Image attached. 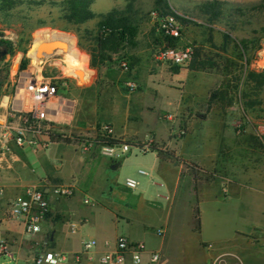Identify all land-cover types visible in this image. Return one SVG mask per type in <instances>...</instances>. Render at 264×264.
<instances>
[{
    "label": "crops",
    "instance_id": "obj_1",
    "mask_svg": "<svg viewBox=\"0 0 264 264\" xmlns=\"http://www.w3.org/2000/svg\"><path fill=\"white\" fill-rule=\"evenodd\" d=\"M175 10L179 15L189 16L186 10ZM152 19L154 22L155 19L153 17ZM180 23L183 34L184 23L181 21ZM150 34L151 38L147 40L146 48L143 51L147 49L149 56H151L149 57L152 61L151 68L142 73L136 72L137 75L125 80V82H116L117 86L119 83V88L122 84L120 90L124 89L120 93V96H123V114L119 116L116 113L119 109L116 107L114 111H111L109 120L102 121L112 122L117 133L127 140L143 141L147 138L146 135L150 133L160 149L168 148L190 162L214 167L218 170L219 174L216 179L203 185L201 208L199 206L201 229L200 231L196 230V232L201 235L207 233V237L195 242L192 246H185V244L176 242V249L179 252H175L174 243L168 241L170 235L168 231L176 232L174 224H176V213L181 209V181L183 176H188L190 180L188 194L183 203L188 213L184 230L186 231V225H188L189 230L196 229V222L194 223L197 205L194 202L196 196L195 182L193 173L189 168L163 159L156 150L150 151L155 155V162L151 168L163 178L165 187L170 191L171 199L167 208L161 202L149 200L146 202L149 201L155 206L159 228L153 234L161 235L162 238L159 241L151 242L146 238H134L125 232L112 234L108 227L95 225L94 216L101 203L92 193L98 189L99 181L97 180L101 174L97 172V166L93 162L96 156L102 158L103 162H108L97 148L83 152L80 148L77 149L73 146L76 145L74 141L71 143L59 141L50 147V149L55 145L63 147L58 150L57 154L48 155L46 150L30 148L35 157L42 160L39 163V170L32 165V156L26 148H14V155L9 158V163L0 165V188L4 189V195H0L1 230L14 252V259H5L0 264H36L34 261L36 255L47 250L74 254L83 250L85 241L92 239L98 242L94 250L96 257L94 259L86 257L81 264H102L99 261V256L107 250L106 241L114 242L120 235L128 236L134 242H144L148 252L153 250L162 252L165 258L162 259L161 264H174L173 253L183 254V262L186 264H213L217 257H234L233 250L224 247L225 242H231L234 246H238L241 239L248 241L249 244L253 242V245L260 243V237L264 236V171L261 172L260 168L250 164L252 161L253 164H256L259 157L256 151L261 146V142L249 133L252 129L249 116L246 115L240 104L228 106L224 110L218 109L216 106L209 109L212 92L222 86V73L217 68L211 67L195 69L191 67V62L181 66L178 71H174L173 68L172 70L171 66L173 65L157 58V54L163 46L157 42L153 31ZM155 35H157L156 32ZM140 36L141 33L139 46L141 43ZM184 38V36L180 38L182 44L180 43L179 46L193 47L184 43ZM138 47L132 48V50H136ZM140 53V51L137 52L136 58H133L135 62L140 59ZM135 69L136 65L133 71ZM130 80L137 82V89L134 91H129L127 88L126 83ZM177 90L180 91V94ZM92 101L88 104L92 110L84 113V108L81 107V112L78 115V118H81L86 124L77 123V125H73L74 130L89 131L93 125L101 122L96 119L97 106L95 102V104H91ZM183 109L186 111L187 120L185 125L187 128L184 129H186V133L187 131L188 133L191 132V135L197 131L195 140L183 139L184 135L168 139L160 136L166 130L163 121L167 120L164 119V116L173 113L175 115L173 122L176 123L179 120L178 113ZM198 112L206 113L207 117L205 119L198 117ZM85 116L86 118H84ZM201 128L207 134L198 141V132ZM69 147L75 148L77 151L80 150L84 154L82 162L75 159L72 163L62 161V149ZM76 147L79 146L76 145ZM244 152L254 154L255 159H247L251 162L245 163L242 154ZM74 160L76 165H74ZM171 165L179 167V175L175 181L166 170ZM96 176L97 180L95 179ZM56 184H74L76 192L71 197L53 196L50 189ZM43 186H45V192L49 196L51 210L41 222L42 230L39 233L29 235L25 232L24 222L8 217V210L11 201L19 196H24L27 189ZM99 191L104 202L111 201L112 192L115 196L131 193L133 198L145 201L141 195L132 194L133 189L127 186L113 185L108 177H105V183L99 185ZM84 198H90L93 203L87 205L95 206V208L85 206ZM222 198L237 199L240 217L245 220L243 225L234 228L235 235L228 238H224V234L220 231L221 227L218 225L220 209L218 202L222 201ZM72 223L78 224L75 230L72 229ZM160 229L162 230L161 234L159 233ZM166 231L168 235H165ZM179 234L178 232L175 239H190L188 235H185L186 232L183 234L184 237L179 236ZM210 240H214L216 244ZM186 241L188 242V240ZM148 252L145 254V260L149 258ZM58 264L77 263L70 260ZM127 264L133 263L129 260Z\"/></svg>",
    "mask_w": 264,
    "mask_h": 264
},
{
    "label": "rangeland",
    "instance_id": "obj_2",
    "mask_svg": "<svg viewBox=\"0 0 264 264\" xmlns=\"http://www.w3.org/2000/svg\"><path fill=\"white\" fill-rule=\"evenodd\" d=\"M130 1L131 0H94L92 8L97 14H100L105 13L115 7L123 8ZM203 1L205 0H170V4L173 5V7L178 11L186 10L189 16L199 24H184L182 36H184L185 38L183 39V41L186 44L192 45L193 49L197 45L206 44L207 53L213 55L215 60H217V62L219 63L217 66L211 68H217V70L222 73L223 83L226 82L225 84H227L230 83L231 78H233L234 80L236 74L239 73L241 62L238 61L239 59L236 56L237 49L234 46V43L229 44L226 51L218 49L217 46H212L213 43L219 46L223 44L222 31H224L227 27L224 23L218 22L215 25V31L212 32L214 35V41L213 43L209 41V38L212 35L211 31L208 28V21L198 9L199 4ZM225 1H227L228 3H232L233 5L248 6L251 4H258L262 0ZM155 2L156 0L133 1L135 10L137 11V15L141 19V43L138 49L132 50L129 48L125 49L118 55H113L111 61L103 65L101 68L92 67L94 71L93 74L92 71L87 68L85 80L77 79V77L73 75L74 73L71 72L72 69L70 67V64L67 63L65 73L68 76H72L70 81V91L72 95L77 97L79 102V107L77 108V113L74 119V125H77V123L86 124L85 121H82L81 118H78V115L79 112H81V107L84 108V113H88L90 112L89 110H92L91 106L88 105L91 100H93L91 104L96 103V119L98 121L109 120L111 111H114L116 107L119 109L116 113L119 116L123 114V96L121 97L120 93L121 91H124V89L120 90L122 89V84H120L119 88V83L117 86L116 82H125V80L131 79L132 76L137 75V73H142L144 70L151 68L152 61L149 58L151 56H149L150 54H148L147 49L145 51L143 50L146 48L147 40L151 38V31L156 27L157 34L159 32L158 28L160 27L156 25L155 21L153 22L151 15L156 7ZM18 12L20 13L12 19L13 22L10 27L7 26V24L1 23L0 21V29L4 30L6 37L11 38L15 43H17L16 51L14 54L2 56V58L0 59V68H5L7 66L9 68L8 78L4 80V84L2 86V91H6V94H8V91L12 90L13 84L17 79L16 72L21 67L24 55L26 54V56L30 58L28 67L32 68L34 67V64L37 63L33 58V43L37 37L41 36V34L45 36L46 34L44 33H48L51 35L57 33L62 35L63 37L74 39L75 49L80 59L84 58L87 61L88 59H90L91 64V52L94 46L93 38L96 33L97 22L99 20L98 16L93 20L87 21L80 25H76L69 23L62 17L63 8L61 5L54 6L45 4L42 6H35L33 8L19 7ZM255 29L259 30V34L253 33V30ZM233 34L238 38H253L258 35H264V13L262 11L253 12L252 23H239L237 30L234 31ZM182 36L180 38H182ZM51 38L55 39L54 36H52ZM261 44L263 45L262 48L257 49L256 47H252V49L248 53V57L251 61L250 68H256L258 70L264 68V37L261 40ZM24 50L26 51L25 53ZM139 51L141 52L140 59L135 62L133 58H136V53ZM30 53L32 55H30ZM61 54L64 55L63 53ZM227 56H230V59L232 60H237V64L234 63V65H232L229 69L226 68L225 62H223L227 58ZM119 59H126L129 61L131 66L128 71H123L121 69L119 65ZM135 65L136 69L133 71ZM174 67L175 66H171V69ZM229 72H231V74H228ZM81 74L82 72L80 74L78 73V75ZM177 92L180 94L179 90H177ZM236 101L239 102V100ZM219 105V103L215 104L216 107H218ZM185 112L186 111H184L183 109L178 113L179 120L176 123L167 120L164 116V119L167 120L163 121V123L166 125V130L164 133H161L160 136H163L166 139L171 137H178L179 132L181 130H185V133L183 134L184 136L181 135L183 136V139L194 141L197 137V131L192 133L191 135V132L188 133L187 131L186 133V129H184L187 128V126L185 127L187 123ZM261 114L262 113L257 109L250 110V112L247 114L250 118V125L252 127L249 133L258 138L259 142H261V146L256 151V154L259 155L256 164H253V161H247V159L251 160L252 158H254V154H251L250 152H244L242 154L244 155L243 158L245 159V163L251 162L250 164L257 166L261 169L262 172L264 171V143L261 137L258 135L260 127L264 125V120L261 117ZM84 118H86V116ZM206 134L207 133L205 132V130L201 128L198 132L199 137L197 138V140L200 141L202 137L206 136ZM147 136H151V134L149 133L146 135V137ZM73 146L77 149L79 148L76 147V145ZM61 148L63 147H61L60 145H55L52 147V149H47L46 152L48 155H52L54 153L57 154L58 150H60ZM75 148L69 147L66 149H62V161H66V163H72L73 159H75L82 162L84 159V154L80 150L77 151ZM26 149L27 151L29 150L28 153L31 154L30 156H32V165L37 170H39V163H41L42 160L39 159V157H35V154L30 151V148L26 147ZM105 158L108 163L103 162V159L99 156H96L93 162L94 165L97 166V172L101 174L98 177V180L97 176L95 178L97 181H99V184L97 185L98 189L92 193L101 203L94 216L93 221L95 225L108 227L111 230L112 234L125 232L130 234V236L134 238H146L151 242H153L154 240L155 242L159 241L162 238L160 237L161 235L157 236L156 233L155 235L153 234L154 231L157 232L159 228L158 217L155 215V206L152 203H149V201L161 202L165 206V208H167L169 200L171 199V194L167 187L160 186V184L164 182L163 178L152 171L153 169L151 168V166L155 162V155L150 151L143 152L140 149L133 148L130 153H128L124 158L120 159L122 160L123 164L120 168L118 167L116 169L111 167L112 160H110V158L108 157ZM75 160L74 165H76ZM141 169L148 171L151 175L141 174ZM166 170H168L170 176H173V180L175 181L179 175V167L171 165L169 169L166 168ZM105 177H108L113 185H119L122 187H126V180L128 178L137 180L139 182V185L131 192H133L132 194L141 195L145 199V201H143L142 199L139 200L137 198H133L131 193L121 195V197L115 196L114 192H112L113 198L111 199V201L104 202L102 200L101 192L99 191V185L105 183ZM189 185L190 180L188 176H183L181 181V209H179L178 213H176V224H174L176 232L173 231L171 233L168 231V234H170L168 236V241H172V244L174 243L173 248L175 249V252H179L176 249V242L185 244V246H192V244H194L195 242L204 240L207 237L206 232V234L201 235L200 233L196 232V229L189 230L188 225H186V231L184 230L185 222L188 218V213L185 210L183 203L187 197ZM146 200L149 201L146 202ZM196 201L197 198L195 196L194 202ZM103 203L105 204L104 206ZM218 204L220 206L218 224L219 227H221L220 231L224 234V238L232 237L235 235L234 228L240 227L245 223V220L241 218L239 214L238 200L234 198H231L230 200L222 198V201H219ZM85 206L89 208H95V206L92 205L86 204ZM199 206L201 208L200 203ZM178 232L180 233L179 236L181 237H184L183 234L184 232H186L185 235H188L190 239H175V236H177ZM166 234L167 231L165 235ZM186 240H188V242ZM210 241L213 244H216L214 240ZM252 243L249 244L248 241L244 239H241L239 241L238 246H234L231 242H225L224 247H226V249L233 250L232 253H234L236 257H223L222 262H219V264H264V236L260 237V243H255V245H253ZM173 254L172 258L174 259V264H186L183 262V254ZM164 258L165 255L162 253V259ZM2 261H5V258L1 257L0 262Z\"/></svg>",
    "mask_w": 264,
    "mask_h": 264
},
{
    "label": "built area",
    "instance_id": "obj_3",
    "mask_svg": "<svg viewBox=\"0 0 264 264\" xmlns=\"http://www.w3.org/2000/svg\"><path fill=\"white\" fill-rule=\"evenodd\" d=\"M152 17L157 18V13L152 12ZM164 28L175 37L182 36V27L176 15H169L162 19ZM194 56L191 46L164 47L160 49L157 58L173 66L189 64ZM119 65L123 71L130 69L128 60H120ZM29 66V65H28ZM20 67L10 93L0 99V165L9 163V158L14 155V148H32L47 150L53 144L67 140L74 141L83 152L97 148L102 156L111 160H120L130 153L133 148L143 152L152 151L155 140L147 136L145 140H135V143L119 135L112 122L101 121L88 130H74V119L78 106V99L71 94L70 81L72 76L65 73L67 62L62 54L52 53L39 58L34 67ZM87 68H93L88 59ZM76 78V77H73ZM92 78V76H91ZM78 79V78H77ZM129 91L137 89V82L128 81ZM165 118L174 121L175 115L168 113ZM181 130L179 135H183ZM258 135L264 143V125L260 127ZM141 174L151 175L141 169ZM139 182L133 178L126 180V186L135 189ZM160 186L165 187V183ZM53 196L71 197L75 194L74 184H56L50 189ZM0 195L4 189L0 188ZM86 204H92L90 198H84ZM51 210L49 196L45 186L29 188L24 196H19L11 201L8 217L24 222L25 232L29 235L42 230L41 222ZM77 223H72L76 229ZM162 233V230H159ZM98 242L95 239L83 243V250L74 254L55 250L42 251L36 255V264H58L70 260L81 264L87 257L94 259V250ZM107 250L100 254L102 264H161L162 253L159 250L148 252L147 246L142 241L134 242L128 236L120 235L114 242L106 241ZM149 253L148 260L145 254ZM235 256V255H234ZM14 259V252L9 241L1 230L0 221V258ZM236 257V256H235ZM238 257V256H237ZM221 257L215 258L213 264L222 262ZM19 264V263H17ZM238 264V263H237Z\"/></svg>",
    "mask_w": 264,
    "mask_h": 264
},
{
    "label": "trees",
    "instance_id": "obj_4",
    "mask_svg": "<svg viewBox=\"0 0 264 264\" xmlns=\"http://www.w3.org/2000/svg\"><path fill=\"white\" fill-rule=\"evenodd\" d=\"M94 0H0V21L7 26H11L12 19L16 17L19 7L33 8L35 6L61 5L63 8L62 17L69 23L80 25L87 21L95 19L97 16L96 33L94 35V46L91 52V66L101 68L109 63L113 55H118L125 49H132L139 46V35L141 33V19L137 15L133 1L131 0L125 7H115L108 12L97 14L93 8ZM155 10L157 18L155 19L159 32L155 36L156 27L152 30L157 42L164 47H178L180 45V37L172 36L166 31L163 26L162 19L169 15H176L179 22L184 24L195 23L193 18L188 15L177 14L175 8L170 4V0H156ZM201 14L208 21V28L211 31L209 41L213 43L214 35L212 32L216 29V24L224 23L226 29L222 31L223 44L221 46L213 43V47L226 51L228 45L234 43L237 49L238 61L241 62L239 73L230 79V83H222V86L212 92L209 100V109L219 103L218 109L224 110L231 105L240 104L243 107L246 115L250 110L257 109L260 111L261 117L264 120V68H250V58L248 53L252 47L260 49L263 47L261 40L264 35H258L253 38H238L233 32L237 30L239 23H252L253 12L262 11L264 13V0L258 4L248 6L233 5L225 0H205L198 6ZM250 13V14H249ZM152 15V13H151ZM199 25V24H198ZM157 33V32H156ZM254 34H259V30H253ZM16 44L11 38L6 37L3 29H0V53L3 56L14 54ZM253 45V46H252ZM216 48V47H215ZM26 51L24 50V53ZM121 60V59H119ZM227 69L232 65L237 64V60L230 59V56L223 61ZM1 63V62H0ZM30 63V58L24 55L21 67L26 68ZM219 63L213 55L206 51L205 44L197 45L194 48V56L191 61V67L195 69H206L208 67L217 66ZM131 66V64H130ZM180 67L175 66L174 71H178ZM7 72V73H5ZM9 68H0V99L6 94L2 91L4 80L8 78ZM228 74H231L229 72ZM234 82V83H233ZM11 91H8V93ZM236 100H239L237 102ZM222 104V105H221ZM197 116L205 119L206 113L198 112ZM136 139L129 141L135 143ZM69 139L67 143H71ZM153 151H158L163 159L171 160L177 165H184L189 168L194 176L195 191H196V207H195V222L196 230L201 229V218L199 203L202 196V188L205 183L212 182L216 179L219 172L214 167H206L198 163L190 162L175 151L170 149H160L158 144H154ZM122 164V160H113L111 167L118 168Z\"/></svg>",
    "mask_w": 264,
    "mask_h": 264
},
{
    "label": "bare ground",
    "instance_id": "obj_5",
    "mask_svg": "<svg viewBox=\"0 0 264 264\" xmlns=\"http://www.w3.org/2000/svg\"><path fill=\"white\" fill-rule=\"evenodd\" d=\"M45 32V31H44ZM47 32V31H46ZM43 33V32H42ZM46 34L45 36H43L41 34L40 37H37L33 43V58L35 62H38L39 58L35 56V50L37 48V46L40 44V42L43 39H52L51 37L54 36L55 39L59 42H57L53 49L55 47H59L56 50H53L52 53H63L65 61L70 64L71 67V72L74 73L73 75H75L79 80H85L86 79V71H87V63L88 61L86 59H80V57L78 56V53L75 49V40L74 39H70L69 37H63L60 34L54 33V34H48V33H44ZM30 55H32L30 53ZM82 61V62H81ZM83 63V65H82ZM82 72L81 75H78V73L80 74Z\"/></svg>",
    "mask_w": 264,
    "mask_h": 264
},
{
    "label": "water",
    "instance_id": "obj_6",
    "mask_svg": "<svg viewBox=\"0 0 264 264\" xmlns=\"http://www.w3.org/2000/svg\"><path fill=\"white\" fill-rule=\"evenodd\" d=\"M57 42L59 41L54 40V39H43L35 50V56L38 58H42L45 55L52 54L53 50H56L59 48V47H55L53 49L54 45ZM3 55H4L3 53H0V59L2 58Z\"/></svg>",
    "mask_w": 264,
    "mask_h": 264
}]
</instances>
